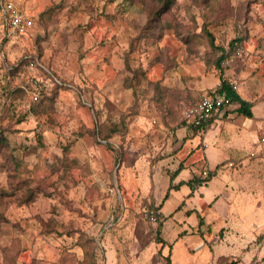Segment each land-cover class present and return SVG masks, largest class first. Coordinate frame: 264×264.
I'll return each mask as SVG.
<instances>
[{"label": "rangeland", "instance_id": "374dc122", "mask_svg": "<svg viewBox=\"0 0 264 264\" xmlns=\"http://www.w3.org/2000/svg\"><path fill=\"white\" fill-rule=\"evenodd\" d=\"M1 1L55 9L41 21L35 14L27 35H0V69L20 65V76L0 75V137L7 143L0 147V264L86 263L80 233L94 243L95 264H165L161 254L169 249L177 264H212L216 249L205 242L220 227L247 210L257 224L263 220L253 203L264 206V97L255 108L262 129L252 134L261 156L227 150L233 167H218L223 179L239 178L238 196L250 199L242 213L237 203L228 205L223 225V211L209 210L210 201L187 198L191 187L182 181L202 177L204 155L217 144L210 134L189 131L193 137L178 150L183 103L176 91L193 88L189 67L211 62V38L233 53L226 71L238 91H264V0H175L160 18L161 32L139 41L155 0ZM30 61L39 64L28 71L41 88L38 100L54 95L37 116L28 114L38 101L26 79ZM127 63L146 75L138 73L134 90L126 88ZM18 86L26 90L14 99ZM169 184L178 188L167 193ZM154 200L162 204L164 245L146 214ZM195 209L207 222L213 218L210 228L200 226ZM257 238L247 251L255 253L263 241Z\"/></svg>", "mask_w": 264, "mask_h": 264}, {"label": "crops", "instance_id": "0c3cea01", "mask_svg": "<svg viewBox=\"0 0 264 264\" xmlns=\"http://www.w3.org/2000/svg\"><path fill=\"white\" fill-rule=\"evenodd\" d=\"M48 5L45 6V4H43L42 7L46 8ZM17 7L23 10V12L32 19H34L36 15H39L44 10V8L38 7V5L34 4L33 6L29 7H26L25 5ZM1 34L2 33L0 32V35ZM3 72L8 74V69L2 67V69H0V75L5 74ZM186 74H188L193 79V88H191L190 91H176L178 101L183 103V108L192 105L203 96H209L217 93L215 90L220 85V78H226L230 81L228 74L231 73L230 71H226V69L222 70V74H220L218 70L214 69L209 72L207 71L204 63H198L196 66L189 67L188 71H186ZM15 76H20V74L17 73L13 77H10L8 74V79L11 80V78L13 79ZM236 93L241 99L253 105L251 109L253 114L252 119L235 118L237 113L229 109L216 113L214 119L204 133V135L210 134L211 139L217 144V147L212 148L213 150H211L208 157L204 155V161L206 165L203 170L208 171L210 176L204 181L202 180V177L199 178V180L194 177H190L191 179L189 178L185 181H182V183L191 187V192L187 194L188 199L195 200L194 195H196V201L206 198V201H210L208 204L209 210L213 207L216 209L217 207L219 211H223L221 214L223 217H220V220H223V225H226L228 222L224 218H228L226 215L228 213L226 212L229 207L228 205L237 203L239 209H236V212L242 213V210L240 209H248L250 202V199L247 197L238 196L241 189L244 188V185L238 181L239 178L234 179L232 178V175H226V178L223 179V176L220 175L221 173L218 174V167H221L225 164L227 165L228 162H231L230 159L232 158L229 157L227 150L232 151L233 155L236 157L239 156L241 158L246 157V153H248V156L258 153L261 156V153L263 152L260 147H257L253 144L252 134H255L256 130L262 129L263 121L260 120V116L256 115L255 108L258 106V102L261 100V97H264V91L237 90ZM231 112L233 113L231 114ZM183 128L184 127L180 126V128L176 131L178 150L185 145L189 138L193 137L192 133L189 132L193 131V129L185 128V130ZM223 133H225V136H223ZM229 135L230 139L228 138ZM262 140L264 141V139L260 138L259 144L261 145ZM203 148H206L205 144H203ZM173 174H176V171L171 175ZM199 184L202 186L198 187ZM169 186L173 185L169 184ZM177 188L178 187L175 189ZM230 192L232 195H230ZM183 205L184 203L181 204L178 209H181ZM253 205L256 208L262 207V210H264V206H262V203L260 202H254ZM154 206L159 207L158 210L162 214V204L154 200ZM194 211L196 212L197 218H199L200 226L207 224V228H210L212 222H214L213 218L209 217L211 222H207L206 217H208V215H203L202 211H198L196 209ZM190 212V210L186 211L187 214ZM240 215H236L235 217L233 216L231 227H220V230L218 231L219 236L217 238L215 237L209 243L205 242L212 252L216 249V252H213L212 264H230L231 262H236V264H259L260 261H264V218L257 224V215L253 211L247 210L246 216H241V218H238ZM162 217L164 218L163 214ZM164 221L165 220L163 219L161 225L157 229L159 241H162L163 245L164 239L162 238L161 233ZM256 236H258V241L260 239L263 240L262 243L260 246L256 247L255 253L247 251L251 247L255 246L252 244L254 241H256ZM196 247L197 250H202L204 247L203 242H199ZM249 254L250 257H247ZM161 256H163L164 259L168 257L171 264H177L171 258L170 249L167 255L161 254ZM257 257H260L261 259L258 260Z\"/></svg>", "mask_w": 264, "mask_h": 264}, {"label": "trees", "instance_id": "16d2710c", "mask_svg": "<svg viewBox=\"0 0 264 264\" xmlns=\"http://www.w3.org/2000/svg\"><path fill=\"white\" fill-rule=\"evenodd\" d=\"M174 2H175V0H155V7L153 9L149 10V12L147 13V22H146V25H144L141 28L140 35H138V37H137L138 41L140 40L141 37L154 36L157 32L158 33L161 32L162 25H161L160 18L162 15H164L167 11H169L173 7ZM54 9H55L54 5L47 7L44 11H42L39 14V20L41 21V20L45 19L46 16L48 17ZM236 42H240V40H238V41L232 40L230 42V44H233V43L236 44ZM210 45L212 46V49L206 55L209 57V59L210 58H212V59H211L210 63H206V66H212L215 70H218L219 73L222 74L223 69L221 68V62H222L223 58L226 56V53L220 46L214 45L212 38L210 39ZM19 67H20V65L19 66L17 65L14 67H7L8 74L10 75V77H12L13 75L18 73ZM127 69L131 72L132 75H131V77L126 79V81L128 83V86H126V88L134 90L140 84V81L138 78L139 71L135 70V69H130L128 63H127ZM44 74H46L48 76L50 75V73L47 72V70L44 71ZM139 74H140L142 80L146 79V77H145L146 75H145L144 71L140 70ZM55 85H56L55 88H57L58 84L55 83ZM154 87L157 89H160L161 86L158 83H154ZM23 90L24 89L19 87V86L15 87L11 92L14 99L18 98V96H20L23 93ZM215 91H217V93H219V94L225 95L226 97L230 98L234 102L235 107L234 108H228L229 110L236 112L237 115H240L245 119H252L253 114H252L251 109H252L253 105L251 103L241 99L238 96V94L230 88L227 81H224V80H222V78H220V85ZM53 101H54V95H48V96L42 97L35 104L32 105L28 114H32L33 116H37L39 114L46 113L48 111V108H49L46 105V103L52 104ZM215 115H216V113L213 115V117L211 118V120L208 123H204L202 126L194 128L193 132H199V131L205 132L207 130L208 126L211 124L212 120L214 119ZM21 117L22 118L17 121L18 123H20L23 120V118L26 117V115L24 114ZM180 120H181V116H180ZM117 131H118V129H117ZM1 132L2 131H0V133ZM40 141H41V139H40ZM6 145H7V143L5 142V140L2 139V137H0V147L6 146ZM176 173H177V171H176ZM173 188H176V186H169L167 189V193L169 192V190H171ZM32 195H33V190H28L27 196L32 197ZM166 197H167V195L164 198H166ZM155 209H159V207H156ZM200 223H201V221H200ZM160 225H161V222L158 224L157 229L159 228ZM157 234H158V231H157ZM158 241H159V239H158ZM78 244H80V246L84 252V257H86L85 258L86 263L80 262V264H95V259H94V255H93L94 243L92 242V240L89 239L84 233H80L79 239H78ZM165 264H171L168 257L165 259ZM230 264H236V262H231Z\"/></svg>", "mask_w": 264, "mask_h": 264}, {"label": "built area", "instance_id": "2783aa9c", "mask_svg": "<svg viewBox=\"0 0 264 264\" xmlns=\"http://www.w3.org/2000/svg\"><path fill=\"white\" fill-rule=\"evenodd\" d=\"M33 26V19L27 16L23 10L19 9L14 3L8 1L0 2V32L4 37L17 38L27 35L32 30ZM238 49L239 48L235 50L236 53L239 52ZM232 54L227 55L226 53L227 56L223 58L221 68L226 69L233 61L234 56H232ZM38 65L36 61H30L26 66V79L28 78L29 83L34 85L33 91H35V101L38 100L41 88L36 86L37 82L35 78H33L32 72L30 73L28 71H33ZM222 80L227 81L233 91L236 92L238 90L237 82L229 81L226 78H222ZM234 107V102L223 94L215 93L213 95L203 96L192 105L186 106L181 110L180 126L188 129L200 127L204 123H208L215 113ZM227 167H233V163L228 162ZM201 176L204 181L209 177V172L203 170ZM146 214L152 224H159L163 221L162 214L158 209L149 210Z\"/></svg>", "mask_w": 264, "mask_h": 264}]
</instances>
